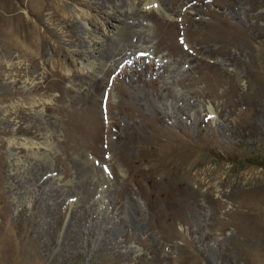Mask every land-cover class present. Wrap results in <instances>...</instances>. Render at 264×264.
I'll return each instance as SVG.
<instances>
[{"label":"rangeland","instance_id":"obj_1","mask_svg":"<svg viewBox=\"0 0 264 264\" xmlns=\"http://www.w3.org/2000/svg\"><path fill=\"white\" fill-rule=\"evenodd\" d=\"M0 264H264V0H0Z\"/></svg>","mask_w":264,"mask_h":264},{"label":"bare ground","instance_id":"obj_2","mask_svg":"<svg viewBox=\"0 0 264 264\" xmlns=\"http://www.w3.org/2000/svg\"><path fill=\"white\" fill-rule=\"evenodd\" d=\"M111 16V15H110ZM111 18V17H110ZM124 25L126 26V27H128L125 23H124ZM124 27V26H123ZM112 47V46H111ZM111 50H112V48H111ZM115 50V49H114Z\"/></svg>","mask_w":264,"mask_h":264}]
</instances>
